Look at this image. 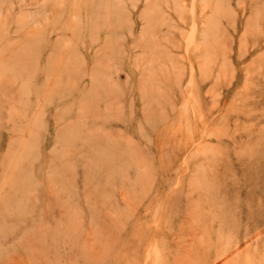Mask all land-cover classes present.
Listing matches in <instances>:
<instances>
[{
  "label": "rangeland",
  "instance_id": "1",
  "mask_svg": "<svg viewBox=\"0 0 264 264\" xmlns=\"http://www.w3.org/2000/svg\"><path fill=\"white\" fill-rule=\"evenodd\" d=\"M0 264H264V0H0Z\"/></svg>",
  "mask_w": 264,
  "mask_h": 264
}]
</instances>
